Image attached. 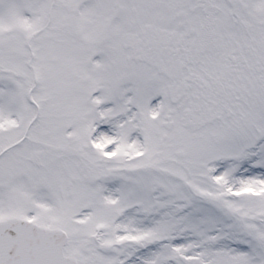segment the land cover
Listing matches in <instances>:
<instances>
[{
  "label": "snow or ice",
  "instance_id": "1",
  "mask_svg": "<svg viewBox=\"0 0 264 264\" xmlns=\"http://www.w3.org/2000/svg\"><path fill=\"white\" fill-rule=\"evenodd\" d=\"M0 264H264V0H0Z\"/></svg>",
  "mask_w": 264,
  "mask_h": 264
}]
</instances>
